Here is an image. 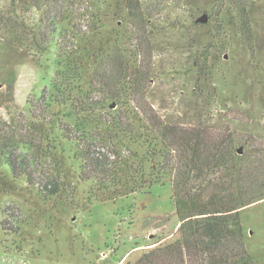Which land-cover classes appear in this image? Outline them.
Returning <instances> with one entry per match:
<instances>
[{
	"label": "trees",
	"instance_id": "1",
	"mask_svg": "<svg viewBox=\"0 0 264 264\" xmlns=\"http://www.w3.org/2000/svg\"><path fill=\"white\" fill-rule=\"evenodd\" d=\"M27 3L36 21L2 13L0 38L35 55L55 40L58 68L28 101L30 117L0 118V167L8 165L14 178L24 176L45 199L64 206L75 193L64 141L74 144L80 180L93 182L89 202L137 194L170 178L179 217L175 239L125 264H258L241 211L264 200V141L229 125H185L159 113L148 98L153 51L134 30L149 21L142 1ZM104 7L127 18L130 31L117 26L104 34ZM247 8L245 0H218L211 12L216 18L233 9L243 21Z\"/></svg>",
	"mask_w": 264,
	"mask_h": 264
},
{
	"label": "rangeland",
	"instance_id": "2",
	"mask_svg": "<svg viewBox=\"0 0 264 264\" xmlns=\"http://www.w3.org/2000/svg\"><path fill=\"white\" fill-rule=\"evenodd\" d=\"M141 1L149 21L131 23L153 51L148 98L159 113L185 125H229L264 141V0H245L243 21L233 9L212 17L218 0ZM105 8L104 34L117 26L130 31L127 18ZM8 11L38 18L27 0H0V15ZM204 12L209 22H197ZM57 53L55 40L35 55L0 38V118L30 117L28 101L54 78ZM63 148L75 186L65 206L45 199L24 176L14 178L8 165L0 167V264H125L175 239L170 178L137 194L89 202L93 182L80 180L74 144L64 141ZM241 220L249 252L264 264V200L242 210Z\"/></svg>",
	"mask_w": 264,
	"mask_h": 264
},
{
	"label": "water",
	"instance_id": "3",
	"mask_svg": "<svg viewBox=\"0 0 264 264\" xmlns=\"http://www.w3.org/2000/svg\"><path fill=\"white\" fill-rule=\"evenodd\" d=\"M209 20H210L209 14L207 12H204L201 16L198 17L197 22L208 23ZM115 106H116V104L113 103L112 107H115ZM242 152H243V149L240 148L239 153H242Z\"/></svg>",
	"mask_w": 264,
	"mask_h": 264
}]
</instances>
